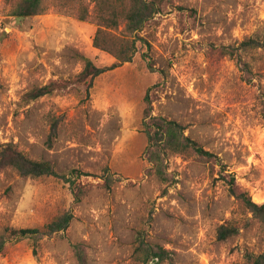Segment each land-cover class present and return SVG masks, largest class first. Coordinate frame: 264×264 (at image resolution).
Segmentation results:
<instances>
[{"label": "rangeland", "instance_id": "374dc122", "mask_svg": "<svg viewBox=\"0 0 264 264\" xmlns=\"http://www.w3.org/2000/svg\"><path fill=\"white\" fill-rule=\"evenodd\" d=\"M15 1L0 0V146L13 144L60 175L77 170L81 177L73 182L85 193L76 203L68 183L0 171V234L40 228L65 211L73 215L63 232L7 243L0 264H79L75 243L85 246L86 264H136L139 230L177 264H247L245 254H264V228L248 219L216 169L194 156H170L174 183L151 175L141 125L146 110L181 124L221 159L239 190L264 203V50L248 59L258 87L212 49L264 36V0H165L140 33L145 43L133 60L89 88L88 80L77 82L85 60L100 68L116 63L94 46L97 27L57 0H45L41 15L11 26L5 22ZM52 82L60 86L54 93L24 98ZM104 174L113 180L110 190ZM228 222L239 233L217 241L216 229Z\"/></svg>", "mask_w": 264, "mask_h": 264}, {"label": "trees", "instance_id": "16d2710c", "mask_svg": "<svg viewBox=\"0 0 264 264\" xmlns=\"http://www.w3.org/2000/svg\"><path fill=\"white\" fill-rule=\"evenodd\" d=\"M63 6L70 5L75 10L79 21L92 22L96 27L93 44L116 60L109 67H97L92 61L85 60L81 72L77 76V82L91 81L107 71H111L123 63H130L137 53V45L145 43L140 33L153 21L155 15L162 12L165 0H92L89 7L86 0H57ZM45 0H16L9 12V20L5 23L15 26L18 23L41 15L44 12ZM91 9V10H90ZM195 18L196 12L190 10ZM122 28L120 31L118 29ZM118 31L119 33H113ZM219 57H228L234 61L235 66L246 74L244 79L248 84L259 87V81L253 71V64L249 62L251 55L264 50V36H251L243 41L214 48ZM252 59V58H251ZM59 85L52 82L40 88L28 91L24 98L27 101H35L41 97L50 95L59 89ZM260 104L264 109V93L261 95ZM144 102L149 104L148 94ZM142 132L146 137L147 145L144 150L146 161L150 165L149 171L161 184L170 186L174 178L167 173V159L170 156H194L214 168L221 180L228 187V192L242 210L250 215L264 228V203H255L248 191L239 190L235 176L228 172L227 166L215 154L204 150L197 142L185 135V128L181 124L160 116H152L148 110L144 112L142 120ZM55 131V126L51 128ZM12 170L22 178L40 179L54 178L69 184L74 201L79 202L83 195V188L76 185L74 179L81 177L80 172L72 170L70 176L58 174L51 163L47 161L33 160L19 151L13 144L0 146V171ZM107 172V170H105ZM103 187L110 190L113 180L109 174L102 176ZM73 220V215L68 212L52 218L40 228L13 229L7 228L0 234V254L7 243L30 239L37 241L44 236L67 230ZM239 233L236 224L228 222L218 226L215 237L219 242H226ZM74 257L79 264H86L85 246L80 243L71 245ZM131 259L136 264L169 263L177 264L172 254L163 247L146 241L143 231H137L134 237V246ZM247 264H264V254H245Z\"/></svg>", "mask_w": 264, "mask_h": 264}]
</instances>
